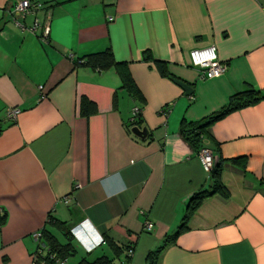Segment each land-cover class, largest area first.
Segmentation results:
<instances>
[{
  "label": "crops",
  "instance_id": "obj_1",
  "mask_svg": "<svg viewBox=\"0 0 264 264\" xmlns=\"http://www.w3.org/2000/svg\"><path fill=\"white\" fill-rule=\"evenodd\" d=\"M17 1L0 0V264H33L45 229L89 261L115 257L107 235L123 249L116 264H148L212 185L182 127L249 88L264 95V0H32L43 6L24 17ZM211 45L227 71L205 79L190 51ZM107 48L144 102L117 67L76 65ZM202 142L221 159L227 194L202 200L157 264H264V99L215 121Z\"/></svg>",
  "mask_w": 264,
  "mask_h": 264
},
{
  "label": "trees",
  "instance_id": "obj_2",
  "mask_svg": "<svg viewBox=\"0 0 264 264\" xmlns=\"http://www.w3.org/2000/svg\"><path fill=\"white\" fill-rule=\"evenodd\" d=\"M148 58H151V55H147ZM79 62H76V65H85L89 66L94 70L103 72L111 67H117L119 69V73L122 78V87L126 89L128 92L133 94L135 97H137L142 102L145 101L143 95L141 94V91L139 90L138 86L136 85L132 75L130 74L127 64L120 63L115 59L114 53L111 50V48H107L100 52H94L90 53L88 55L83 56L79 59ZM156 66L159 68L160 72L164 75H168L166 71L164 70V65L162 61L154 60ZM264 99V95L261 91L256 90L254 88H249L243 92L234 94L231 98L229 103L222 108L221 111L208 116L206 119L195 123L194 125H190L189 127L183 126L181 129L182 135L184 138L192 145V147L199 151L204 146L203 144V138L206 134H208L209 127L217 120L225 116L226 114L253 105L259 101ZM95 110V105L92 101H90L87 97H83L81 101V112L84 116H90L92 112ZM142 120L141 114L138 116V118L134 121L135 123H140ZM132 122V123H134ZM211 149V148H210ZM212 150V149H211ZM213 151V150H212ZM214 153V151H213ZM215 156V155H214ZM215 164L210 172V179H211V188L203 189L201 191L196 192L189 200L188 207H187V213L178 227V229L172 233L171 235H168L165 239L163 244L156 249L155 251H152L148 255V264H157L158 257L161 254V252L166 248L168 244L175 241L177 236L184 230L187 224V220L189 216L193 213V211L199 206L202 200L205 198L212 196L213 194L219 193L226 195L227 190L224 184L221 181V159L218 156H215ZM234 163L239 164L240 159H233ZM49 222L51 225L55 228H62V223L58 220L53 221L52 219H49ZM41 240L42 244L45 245V248L43 251L46 252L37 254V256L34 257L37 263L43 262L44 264H58L59 260L66 261L68 260L69 256H72L76 249L74 248L71 239L69 238L65 244L61 243L59 239L52 234L47 229L43 230L41 232ZM105 241L109 244L110 248L112 249L113 253L115 254L114 258H111L109 256H101L98 257L92 261L87 260L86 258H82L78 264H116L114 260L116 258H119V256L122 254L123 249L118 247L113 240H111L107 235H105ZM39 244V248H40Z\"/></svg>",
  "mask_w": 264,
  "mask_h": 264
},
{
  "label": "built area",
  "instance_id": "obj_3",
  "mask_svg": "<svg viewBox=\"0 0 264 264\" xmlns=\"http://www.w3.org/2000/svg\"><path fill=\"white\" fill-rule=\"evenodd\" d=\"M42 6H43L42 4L35 3L32 0H18L14 6V12L24 17L26 14L38 8H41ZM109 20L110 21L113 20L112 17H110ZM37 27L38 25L35 24L32 27V30H35ZM48 31L49 29L46 27L43 31V35L45 37L48 35ZM190 61H191V66L201 70V76L202 78H205V79L220 77L223 74H225L227 71V64L219 60L218 53L214 45L192 49L190 51ZM141 111L142 110L138 107H135L132 110V115L130 118L132 122H134L138 118V116L141 114ZM168 111H169L168 106L161 110V112L164 115H167ZM18 113H19L18 108H9L6 111V117L7 119L13 121L16 119ZM197 155L201 162L203 170L206 173L210 174L212 168L214 167L215 161H216L213 151L209 147H203L198 151ZM153 226L154 224L150 221L146 223L147 230H151ZM34 238L37 241H41V232L34 233ZM40 244L41 245H40V248L38 247L37 254L44 252L43 249L45 248V245L42 244V242ZM132 253H133V249H129L128 254L132 255ZM37 254L35 256H37ZM35 256H33V264L35 263L34 262Z\"/></svg>",
  "mask_w": 264,
  "mask_h": 264
},
{
  "label": "water",
  "instance_id": "obj_4",
  "mask_svg": "<svg viewBox=\"0 0 264 264\" xmlns=\"http://www.w3.org/2000/svg\"><path fill=\"white\" fill-rule=\"evenodd\" d=\"M175 81L184 89L186 94H192L193 89L188 83H186L185 81L180 80V79H175ZM132 131L135 135H137L139 137H146L148 134V131L145 127L140 128V127L136 126L132 129Z\"/></svg>",
  "mask_w": 264,
  "mask_h": 264
},
{
  "label": "rangeland",
  "instance_id": "obj_5",
  "mask_svg": "<svg viewBox=\"0 0 264 264\" xmlns=\"http://www.w3.org/2000/svg\"><path fill=\"white\" fill-rule=\"evenodd\" d=\"M42 242V241H41ZM40 242V243H41ZM82 253L79 251H76L72 256L68 257L67 262L63 260H59L58 264H78L79 261L82 259ZM93 259V257H90V260Z\"/></svg>",
  "mask_w": 264,
  "mask_h": 264
},
{
  "label": "clouds",
  "instance_id": "obj_6",
  "mask_svg": "<svg viewBox=\"0 0 264 264\" xmlns=\"http://www.w3.org/2000/svg\"><path fill=\"white\" fill-rule=\"evenodd\" d=\"M99 239H100V238H99V236L97 235V237H96L97 243L99 242Z\"/></svg>",
  "mask_w": 264,
  "mask_h": 264
}]
</instances>
